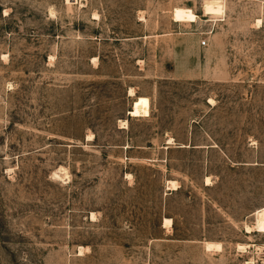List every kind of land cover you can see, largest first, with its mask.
Instances as JSON below:
<instances>
[{"label":"rangeland","instance_id":"obj_1","mask_svg":"<svg viewBox=\"0 0 264 264\" xmlns=\"http://www.w3.org/2000/svg\"><path fill=\"white\" fill-rule=\"evenodd\" d=\"M0 264H264V0H0Z\"/></svg>","mask_w":264,"mask_h":264},{"label":"bare ground","instance_id":"obj_2","mask_svg":"<svg viewBox=\"0 0 264 264\" xmlns=\"http://www.w3.org/2000/svg\"><path fill=\"white\" fill-rule=\"evenodd\" d=\"M259 23V20L256 22V24H258ZM260 25V24H259ZM129 95H133V93H132V91H129ZM120 124L122 125V127H126V121H124V120H122V121H120ZM90 137V136H89ZM171 141V140H170ZM168 189L169 190H175L176 189V186L175 185H173V184H169L168 185ZM164 225L165 226H167V225H170V220H168V219H165L164 220ZM247 232L249 233V231H248V228H247ZM219 244H214V243H205V248L206 249H210V248H214V250L215 249H219Z\"/></svg>","mask_w":264,"mask_h":264},{"label":"built area","instance_id":"obj_3","mask_svg":"<svg viewBox=\"0 0 264 264\" xmlns=\"http://www.w3.org/2000/svg\"><path fill=\"white\" fill-rule=\"evenodd\" d=\"M204 43V41H201V44H203Z\"/></svg>","mask_w":264,"mask_h":264}]
</instances>
